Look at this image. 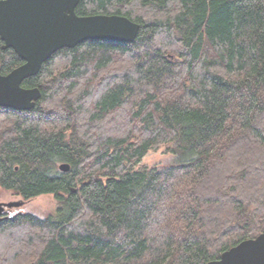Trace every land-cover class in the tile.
I'll list each match as a JSON object with an SVG mask.
<instances>
[{
    "label": "trees",
    "instance_id": "16d2710c",
    "mask_svg": "<svg viewBox=\"0 0 264 264\" xmlns=\"http://www.w3.org/2000/svg\"><path fill=\"white\" fill-rule=\"evenodd\" d=\"M132 43L52 55L0 108V188L57 209L0 223V264H207L264 232V0H80ZM0 73L22 64L2 49ZM160 147L174 165L140 167ZM66 163L70 170L59 171Z\"/></svg>",
    "mask_w": 264,
    "mask_h": 264
},
{
    "label": "water",
    "instance_id": "95a60500",
    "mask_svg": "<svg viewBox=\"0 0 264 264\" xmlns=\"http://www.w3.org/2000/svg\"><path fill=\"white\" fill-rule=\"evenodd\" d=\"M80 0H0L2 49H12L22 64L8 74L0 73V108L30 111L41 98L38 88H24L23 82L36 76L52 54L72 49L84 41L117 43L135 41L140 25L120 15L78 16ZM66 173L70 166L59 165ZM22 202L0 203V223L6 210ZM207 264H264V232L224 251Z\"/></svg>",
    "mask_w": 264,
    "mask_h": 264
},
{
    "label": "rangeland",
    "instance_id": "374dc122",
    "mask_svg": "<svg viewBox=\"0 0 264 264\" xmlns=\"http://www.w3.org/2000/svg\"><path fill=\"white\" fill-rule=\"evenodd\" d=\"M174 165V156L169 153L165 147H160L156 150L149 151L142 159L140 167L154 168L157 170L169 168ZM22 202V206L6 210L2 215L5 217H12L16 214H31L38 218H46L48 215L54 213L57 209L56 202L51 195H43L30 200H23L20 196L11 191H6L0 188V203Z\"/></svg>",
    "mask_w": 264,
    "mask_h": 264
},
{
    "label": "bare ground",
    "instance_id": "6f19581e",
    "mask_svg": "<svg viewBox=\"0 0 264 264\" xmlns=\"http://www.w3.org/2000/svg\"><path fill=\"white\" fill-rule=\"evenodd\" d=\"M55 53H56V52H55ZM52 55H53V54H52ZM3 214H4V213H3ZM3 214H2V215H3ZM20 214H21V213H20Z\"/></svg>",
    "mask_w": 264,
    "mask_h": 264
},
{
    "label": "flooded vegetation",
    "instance_id": "af4514ba",
    "mask_svg": "<svg viewBox=\"0 0 264 264\" xmlns=\"http://www.w3.org/2000/svg\"><path fill=\"white\" fill-rule=\"evenodd\" d=\"M4 213H6V211Z\"/></svg>",
    "mask_w": 264,
    "mask_h": 264
}]
</instances>
